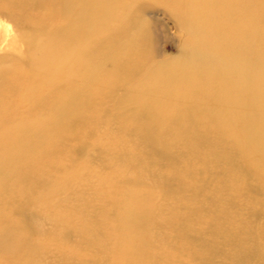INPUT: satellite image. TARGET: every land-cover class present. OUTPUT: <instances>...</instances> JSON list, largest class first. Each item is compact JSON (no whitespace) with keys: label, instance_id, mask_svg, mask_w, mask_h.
<instances>
[{"label":"bare ground","instance_id":"obj_1","mask_svg":"<svg viewBox=\"0 0 264 264\" xmlns=\"http://www.w3.org/2000/svg\"><path fill=\"white\" fill-rule=\"evenodd\" d=\"M168 4L0 0V264H264V0Z\"/></svg>","mask_w":264,"mask_h":264},{"label":"rangeland","instance_id":"obj_2","mask_svg":"<svg viewBox=\"0 0 264 264\" xmlns=\"http://www.w3.org/2000/svg\"><path fill=\"white\" fill-rule=\"evenodd\" d=\"M158 3H162L165 5H169L168 2L171 4V6H174L175 3H181L184 4L185 0H167V4L163 1V0H157ZM160 10H153L150 14L154 16L153 18V30H155L157 37H156V46L164 52V54L160 57V59H157L156 64H161L162 62H168L169 64H173V63H177V60H179V52H178V44H180L178 41L174 42L173 38L175 36H177L179 33L177 28H173V25H177V23L179 22L177 18H181L182 14L180 13V11H176L174 13L170 12V10L165 9L162 5H159L158 7ZM163 10L164 12H166V14H163ZM40 15L42 13H46V8L44 7L43 9H41V11L39 12ZM2 18L5 19V16L2 15ZM55 17H53L54 19ZM173 18V19H172ZM9 20V19H7ZM10 26H12L14 28V32H16V27L12 22H9ZM113 23V22H112ZM115 24V23H114ZM117 25H128V28L130 27V22H117ZM118 25V26H119ZM124 26V27H125ZM146 31V29H143ZM2 35H3V29H1L0 31V47H1V42H3L2 40ZM182 37V34H181ZM185 39V38H184ZM178 46V47H177ZM4 52V45H2V47L0 48V53ZM21 57V56H20ZM18 84H23L25 83V80L23 79H17ZM33 100V99H30ZM112 103L109 105L111 106ZM15 111V113L17 114H21L20 112L24 111V108L22 110V108H14L13 109ZM24 113V112H23ZM134 115L136 114L135 112H133ZM137 115V114H136ZM95 120L93 121H88V124H94ZM110 123V121H109ZM104 124V123H103ZM43 224H45L46 222L49 223L51 220L46 221L45 219H43ZM29 226L28 228L24 231L23 230V234L25 237H27L29 240H32L33 242L36 240H51L52 245H56L57 243L61 242V239L56 238L53 235L49 234V229H45L43 232H40V230L38 228L35 227V224H30L27 223ZM17 233V236H20V230L17 231H12V233ZM23 240H25L26 238H22ZM55 240V242H54ZM18 241H20V239H18ZM16 241L14 244V246L12 248H14L15 246L19 245V242ZM49 242V243H51ZM48 243V242H47ZM52 247V246H51ZM40 251V250H39ZM64 252H56L53 251V253H48L47 256L48 259H50L52 257L53 258H59L61 255H63ZM24 253L22 251L19 250H15L13 252V255L5 258V263L4 264H25L22 259L24 258ZM19 261V263H18Z\"/></svg>","mask_w":264,"mask_h":264}]
</instances>
